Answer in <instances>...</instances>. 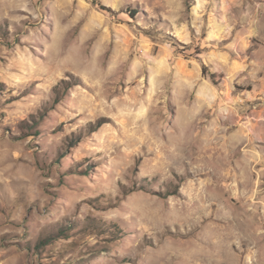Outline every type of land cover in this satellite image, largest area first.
Listing matches in <instances>:
<instances>
[{
	"label": "rangeland",
	"instance_id": "1",
	"mask_svg": "<svg viewBox=\"0 0 264 264\" xmlns=\"http://www.w3.org/2000/svg\"><path fill=\"white\" fill-rule=\"evenodd\" d=\"M0 264H264V0H0Z\"/></svg>",
	"mask_w": 264,
	"mask_h": 264
},
{
	"label": "trees",
	"instance_id": "2",
	"mask_svg": "<svg viewBox=\"0 0 264 264\" xmlns=\"http://www.w3.org/2000/svg\"><path fill=\"white\" fill-rule=\"evenodd\" d=\"M215 77H216V76H215L214 74H213V75H210V78L212 79L213 82H215V81H214Z\"/></svg>",
	"mask_w": 264,
	"mask_h": 264
}]
</instances>
